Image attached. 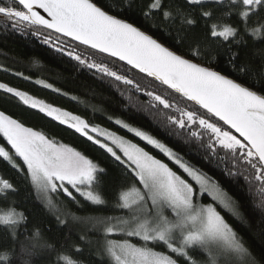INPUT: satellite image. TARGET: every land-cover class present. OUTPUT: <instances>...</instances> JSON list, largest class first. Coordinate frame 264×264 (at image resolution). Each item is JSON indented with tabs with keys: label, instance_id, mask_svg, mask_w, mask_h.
<instances>
[{
	"label": "snow or ice",
	"instance_id": "snow-or-ice-1",
	"mask_svg": "<svg viewBox=\"0 0 264 264\" xmlns=\"http://www.w3.org/2000/svg\"><path fill=\"white\" fill-rule=\"evenodd\" d=\"M0 23L75 72L123 86L128 105L176 142L114 115L101 126L0 82L18 106L85 146L0 110V162L61 228L45 239L21 210L19 184L0 175V264H264L232 223L253 226L241 202L185 151L255 190L264 242V0H0ZM222 57L228 73L218 70Z\"/></svg>",
	"mask_w": 264,
	"mask_h": 264
},
{
	"label": "trees",
	"instance_id": "trees-1",
	"mask_svg": "<svg viewBox=\"0 0 264 264\" xmlns=\"http://www.w3.org/2000/svg\"><path fill=\"white\" fill-rule=\"evenodd\" d=\"M131 15L134 16L137 22H142L138 12ZM164 39L165 42H168L166 37ZM260 46L264 47V45ZM4 69H7V71ZM218 70L225 73L229 72V66L224 62L223 57L218 65ZM16 72H22L30 79L25 80L23 77L16 76ZM37 79H44L49 83H53L55 87H60L63 91L68 92L69 96H63L51 89H45L41 85H37L35 83ZM0 82L27 91L39 99L53 103L74 114L82 115L93 123L101 124V126L106 127L111 123L107 120L108 115L129 120L137 126L143 127L144 130L159 135L170 146H176L174 138L166 137L163 132L157 131V126L150 116L137 111L136 107L128 105L126 99L128 93L125 92V95H121L123 86L118 89L107 82L101 83L94 80L87 73L75 72L70 67L67 58L55 53L35 37L26 36L10 29L5 30L2 23H0ZM72 96H76L77 99L72 100ZM25 108L26 106L23 105L18 106V101L15 98H10V94H5L0 90V110L13 115L15 118L23 119L27 126L43 129L50 135L55 136L57 140L77 147L78 150H84L85 146L82 138L73 135L72 130H67L65 126H58L56 122L42 119V114H35L36 110L27 112ZM94 108H102L104 111H94ZM185 151L187 152L186 159L203 167L209 176L221 183L229 195L241 202L244 216L253 226L250 227L239 221H232V223L257 257L264 254L262 253L264 242L258 237V229L254 226L255 221L259 218V211L256 208V204L259 203V195L255 193V190L250 193L247 185L223 175L220 168L205 164L201 159L202 153H197L194 149L190 152L187 149ZM88 154L99 158L101 163L105 162L94 147L88 146ZM0 175L19 184L21 193L17 199L20 201L21 210L33 214L38 222H41L44 238L49 239L59 236L61 228L57 225L54 215L47 212L34 196L28 195L29 190L15 171L0 162ZM72 211H75V209L73 208ZM49 228H51V232L47 231Z\"/></svg>",
	"mask_w": 264,
	"mask_h": 264
},
{
	"label": "rangeland",
	"instance_id": "rangeland-1",
	"mask_svg": "<svg viewBox=\"0 0 264 264\" xmlns=\"http://www.w3.org/2000/svg\"><path fill=\"white\" fill-rule=\"evenodd\" d=\"M66 127V126H65ZM118 127V126H117Z\"/></svg>",
	"mask_w": 264,
	"mask_h": 264
}]
</instances>
